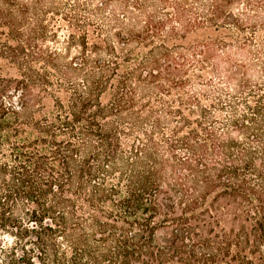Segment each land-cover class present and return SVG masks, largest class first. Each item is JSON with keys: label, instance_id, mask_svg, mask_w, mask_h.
<instances>
[{"label": "trees", "instance_id": "1", "mask_svg": "<svg viewBox=\"0 0 264 264\" xmlns=\"http://www.w3.org/2000/svg\"><path fill=\"white\" fill-rule=\"evenodd\" d=\"M0 264H264V0H0Z\"/></svg>", "mask_w": 264, "mask_h": 264}, {"label": "rangeland", "instance_id": "2", "mask_svg": "<svg viewBox=\"0 0 264 264\" xmlns=\"http://www.w3.org/2000/svg\"><path fill=\"white\" fill-rule=\"evenodd\" d=\"M204 34H205L204 32H203V33H202V32L192 33V34H190V35L187 37L186 42H187V41H188V42H191V41H193V40L200 39V38L203 37Z\"/></svg>", "mask_w": 264, "mask_h": 264}]
</instances>
